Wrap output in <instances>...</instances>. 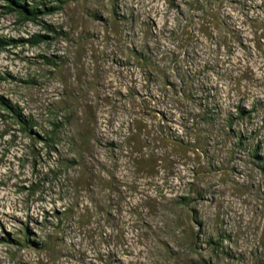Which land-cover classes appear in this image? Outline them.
Wrapping results in <instances>:
<instances>
[{"label":"rangeland","instance_id":"rangeland-1","mask_svg":"<svg viewBox=\"0 0 264 264\" xmlns=\"http://www.w3.org/2000/svg\"><path fill=\"white\" fill-rule=\"evenodd\" d=\"M0 264H264V0H0Z\"/></svg>","mask_w":264,"mask_h":264},{"label":"trees","instance_id":"trees-1","mask_svg":"<svg viewBox=\"0 0 264 264\" xmlns=\"http://www.w3.org/2000/svg\"><path fill=\"white\" fill-rule=\"evenodd\" d=\"M25 11H26L29 15H36L38 9H37V7H33V8H27V7H25Z\"/></svg>","mask_w":264,"mask_h":264}]
</instances>
